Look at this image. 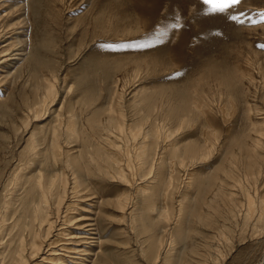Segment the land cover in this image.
<instances>
[{"label":"rangeland","instance_id":"1","mask_svg":"<svg viewBox=\"0 0 264 264\" xmlns=\"http://www.w3.org/2000/svg\"><path fill=\"white\" fill-rule=\"evenodd\" d=\"M209 7L203 0H0V214L14 176L27 174L35 179L39 172L48 177L63 172V162L51 146L55 139L65 153L82 152L88 170L83 177L91 174L87 178L91 195L77 201L80 211L71 215L77 217L75 224L82 223L76 232L88 234L81 238H87L86 245L76 246L89 249V254H71L56 264H264V218L247 225L242 212L232 218L223 203L218 204L225 207L222 211L218 207L219 218L206 206L214 194V179L224 180L223 173L230 167L227 152H238L236 145L230 151L220 147L226 135L220 107H236L234 130L242 132L247 148L261 127L264 0H238L223 12H211ZM50 88L52 99L47 98ZM41 104L45 105L41 116L35 117L33 110ZM97 109L100 112L95 114ZM71 115L78 135L69 139L66 126ZM110 117L118 123L124 120L125 126L140 122L144 130L155 125L159 133L167 128L172 132L167 140L157 142L152 173L139 172L150 182L162 155V178L156 181L162 187L156 199H145L137 191L139 176L132 177L124 159L120 167L125 181L116 169L103 177L94 170L99 164L87 162L89 151L118 152L108 143L122 149L133 146L124 137L127 132L113 128ZM207 124L216 133L211 143L215 149L207 162H197L199 152L207 154L211 148L204 141L205 131L211 129ZM32 135L34 151L28 143ZM260 143L257 151L264 157V138ZM93 156L102 160L98 153ZM235 163L232 175H239L249 189L242 179V163L237 158ZM193 169L207 176L200 197L193 185L186 186ZM22 182L24 187L29 185ZM263 186L264 182L261 191ZM239 193L235 202L243 199ZM121 194L126 198L123 210L116 202ZM181 202L191 211L182 212L178 219ZM177 220L183 221L180 238ZM6 241L7 236L0 241V264L9 263Z\"/></svg>","mask_w":264,"mask_h":264},{"label":"bare ground","instance_id":"2","mask_svg":"<svg viewBox=\"0 0 264 264\" xmlns=\"http://www.w3.org/2000/svg\"><path fill=\"white\" fill-rule=\"evenodd\" d=\"M53 95H54L53 90L51 88L48 89L47 98L49 97V99H52ZM184 105L186 106V104H184ZM228 105L224 104L222 107H220L221 109H219L220 110L219 111L220 112V118H222V120H223L222 122L226 126L225 127L226 135H225V138L223 140L224 142H223L222 146H220V145L219 146L223 147L222 149H225L228 151V149L230 148L231 145H236V146H238L237 147L238 152L236 153V155L233 154V152H227L229 154L228 163L230 164L231 168L229 167V169H227L226 171L224 170L225 172L222 171V172H224L223 173L224 176H226L225 178H226L227 183L224 182L225 178H224V180L214 179V185H216V187L214 189V194L212 195V198L208 201L209 203H207L208 205H206V206L209 207V209L211 208V210L213 209V211H214L213 215L214 214L216 215L217 210L220 208V211H222L221 208L224 207V206L219 207L218 204L223 203L221 205L225 204V206L228 207V211H227V209H225V211H227V213L229 212L228 214L232 218L235 217L236 213H238L240 211V212H242L243 219H245V222L248 223L247 225H249V222L253 221L254 219H256L257 223H258L260 220L263 221L262 218H264V191H261V189L259 188L260 184H262L264 182V157L259 155V153L257 151V149L262 148L260 142H261V139L264 138V115H261L262 116L260 119L261 127L259 129L255 130V127H257V126H255V124H253V129L257 133V135H256L257 139L252 140L251 147L247 148V147L243 146V144H242V137H243L242 132L238 131V129L234 130L235 123L237 120V117L234 115L237 112V111L235 112L236 107H234L233 105H230V106H228ZM44 106H45L44 104H41L40 106H37L33 110L35 117H38L40 115V113L42 111L41 109H43ZM193 108H196V110H197V108H200V107H199V105H196L195 107L193 106ZM111 109L109 110V113H112ZM140 111H142V110H140ZM191 111H193L192 108H191ZM95 112H96L95 114H97V112H100V110L97 109V110H95ZM113 112H114V110H113ZM188 115H190V114H188ZM193 115H191V116L193 117ZM72 116L73 115L68 117L69 120H68V124L66 126V137L69 139H72L73 136L75 137V135H78L77 134V128H75L76 124L74 123L75 118H74V116L73 117ZM120 117H123V115H121ZM176 117L177 116L175 115V118ZM192 117H190V118H192ZM202 117H203V115H202ZM149 118H150V116H149ZM146 119H147V117H146ZM146 119H144V120H146ZM186 119H189V118H186ZM177 120L178 119H176V121ZM193 120L196 121V119H193ZM193 120H191V121L193 122ZM109 121L112 122L114 120L112 119V117H110ZM124 122H125L124 120H122L121 123L114 121L113 128L121 134L127 132V135L124 136L125 139L132 141L134 143L133 146L131 147V149L129 148L128 145L124 149H122V148L118 147L116 144L108 143L109 147H111V146L117 147L118 152L117 153H111V152H108L106 150L104 151V150H99V149H97L96 151H93V152L89 151V153H87V155H86L87 162H89L90 164H93L94 166H95V164H97V165L99 164L98 167H100V168H96L94 170L95 171L97 170V172L100 174V176L103 175V177H104V175H106V176L111 175L112 168H114L117 171L118 177L122 181H125L126 176H125L124 170L120 167V164L122 163V161L124 159L125 165H126V166L125 165L124 166L126 167L127 170L131 171L132 177H134L136 175L139 176L138 180L140 182L138 184L137 191L140 192L145 197V199H149V196L151 197L150 198L151 200L156 199L158 196L157 194H158L160 188L162 187V183L159 186L156 185V181L158 179L162 178V170H163L162 166L164 164L163 162H162L163 164H161L162 155L160 156V158L158 156V158H159L158 159V163H159L158 168H157L156 173L154 174V177L151 178L150 182H148V180H143L144 175H139V172L140 171L142 172L143 170L144 171L147 170L146 172H148V175L152 173V171L154 170V165L156 164L155 161L157 160V156L154 154L155 149L158 145L157 142H158L159 138L167 140L172 135V132L167 128V130H165V131L163 130L162 132L159 133V129L155 125H153L151 127L149 126L147 130H144V128H142V124L140 122L135 123V124L132 123L128 126L126 125L127 128H125L126 126H125ZM187 123L189 124V122H187ZM196 124H197V122H196ZM178 125H177V129L181 130V127L183 128L182 125H184L183 121L180 122V124H178ZM194 125H195V123H194ZM197 125H199V124H197ZM209 126L207 124V127H209ZM196 127H198V126H196ZM186 128L189 129L188 126H184V129H186ZM203 128H204V126L202 127V129ZM210 128L211 129L207 128L208 130H206V127H205V130H206L205 132L207 133V135L206 134L204 135V141H205V143L208 142V144L211 148L207 149V154L206 153L200 154L201 151L200 152L198 151L199 152L198 158H196L197 156L196 157L194 156V158H193V160L196 158L197 162H207V160L209 158H211V156H212L211 149L214 148L215 143H213L214 145L211 143L214 142V141H212V140H214V138L216 140V137H215L216 133L212 130L211 126H210ZM187 131H189V130H187ZM53 132H54V135L56 138V136H58L57 131H53ZM105 132H106V130H105ZM86 137L89 140V137L88 136H86ZM90 137L92 138V136H90ZM107 137H109V136H107ZM52 138H54V137H52ZM30 141L28 142L30 144L32 143V146L30 147V149L34 151V149L37 147H35L36 146L35 145V138L33 135L30 136ZM185 141H186V139H185ZM195 141H193V143ZM177 142H179L178 139L176 140L175 143H177ZM215 142H218V141H215ZM193 143H192V145H193ZM51 144H52V142H51ZM198 145H200V144H198ZM216 145H217V143H216ZM51 146L54 149L53 150L54 152L52 151L54 153V155L57 156V158H59V160L60 159L62 160V161L60 160L61 163L63 162V167H64L63 172L59 173V172H57L59 170H57L56 171L57 174L52 173L53 176H51L50 175L51 172H49V176H51V177H48L47 176L48 174L45 176L46 173L43 174L44 172L43 173L39 172V176L35 179H34V176H32V175L28 176L27 174L26 175L18 174L16 176H14L15 178L13 179L14 183H13L12 192L9 195V198L4 203L3 212L0 214V241L5 236H7V241L4 243L5 244L4 246H5V248H8L7 249L8 250L7 257H9V263H7L6 259H5V261H3V262H6L5 264H28V262L33 261V260L38 259V258H41V259L39 261H34V263L32 262L30 264H56L58 262H60V263L63 262L65 257L68 255H71V254L76 255V256H79L80 254H84L83 256H88V254H89V251H90L89 249H83V250L81 249L80 250V249H78V246H76L79 243H84V245H86L85 242H86L87 238L84 236H83V240L81 238H82V235H88V234L84 233V232H76V231L81 230L80 228H78V226H81L82 223L79 222L78 224H75L77 222H74V221H76L77 217L71 216V215L72 214H78V212L80 211L77 201H80L81 199H84L85 197H88L89 195H91L90 194L91 190L89 189L90 183L87 179L88 177L91 176V174H90L91 172H89L90 176L85 178L86 175H88L87 174L88 170H86L87 172L85 171L87 166H84V165H86L84 163L85 161L81 160L80 154L82 152L80 153V151H79V152H75L72 154L70 151H68L65 153L64 152L65 150L63 151L58 140H56V139H55V142L53 143V145H51ZM182 146H183V144H182ZM194 146H195V144H194ZM171 147H172V145H171ZM174 147L175 146L173 145L172 148H174ZM180 147H181V144H180ZM30 149H29V151H30ZM177 149L180 150L181 148L180 149L177 148ZM195 149H196V147L194 148V150ZM214 149H213V151H214ZM219 151L221 152L222 150H219ZM229 151H230V149H229ZM180 152H182V150ZM180 152L178 154H180ZM31 153H33V152H31ZM94 153H98V155L102 158V160H99L98 158L94 157L93 156ZM195 155H197V153ZM33 156H34V154H33ZM36 156L37 155H35V157ZM37 157H39V155ZM175 157H177L176 154H175ZM183 157H181V158H183ZM179 158H178V160H179ZM236 158H237L238 162L242 163L241 164V170H242L241 174L243 176L242 179H244V181H245L244 183H246V185L248 187H250L249 189L245 188L242 185L241 178L238 177L239 175L237 176L234 173L237 178H235V176L232 175L233 174L232 170H234V169L232 168L233 166H231V165L233 164V165H235V168L237 167V165L235 163ZM233 159H234V161H232ZM56 162H57V160H56ZM97 165L95 167H97ZM24 168H26V167H24ZM25 170H27V168ZM235 170L237 171V169H235ZM53 172H55V171H53ZM83 176H85V177H83ZM188 177H189V180H188V183L186 184L187 188L191 189V188H193L192 187V185H193L194 191H196L197 196H199V197L202 196L201 193H203L205 190V186H206L205 184L207 183V176L200 175L197 171H195L193 169L190 172ZM136 178H137V176H136ZM228 179H233L234 182L232 181L231 183H229V181H231V180H228ZM22 181L28 182L27 184H29V185L27 187H24L23 185H25V183H23ZM259 181H260V183L258 185ZM164 182L165 181L163 179V187H164ZM230 186H231V188H230ZM228 188H230L231 191ZM226 189L229 190V192ZM263 189H264V186H263ZM232 190H234V191H232ZM20 191H22V192H20ZM237 191L241 192V194L240 193L239 194L242 196L243 199L239 198L238 202L237 201L235 202L236 199L234 200V198H235L234 196H236L235 193ZM18 193H19V195H17ZM68 197L71 199L70 201H68V199H69ZM125 200H126L125 194L124 195L121 194V196L116 201L119 210L124 209ZM153 208H154V205L150 208V210L151 209L153 210ZM188 209L191 211V208H190V206H188V204L182 205V202H181V208L179 211L178 219L181 216V213L182 212L185 213ZM239 209H241V210H239ZM193 211L194 210H192V212ZM225 213H223V214L225 215ZM17 214H19V216H16ZM195 214H196V212H195ZM223 214H222V216H223ZM205 215L208 216L206 213H205ZM216 216L218 217V215H216ZM78 217H80V216L78 215ZM220 217H221V215H220ZM224 217H222V218H224ZM228 218L229 217H227V219ZM200 219H202V218H200ZM208 220H211V218H209ZM179 221L177 220L176 221L177 223L175 225H176V234L180 238V236H181L180 234L182 233L181 228L183 226V221L182 220H179ZM203 221H205V220L203 219ZM222 221H223V219H222ZM222 221H221V223H222ZM210 222L213 223L212 221H210ZM206 223L208 225H210V223H208V221H206ZM206 223H204V225H206ZM74 226H77V227L74 228ZM260 226H261V224H260ZM65 228H71V229L75 230V232H72V231L69 232V230L65 229ZM217 233H218V230H217ZM53 234H55V235L53 236ZM80 245H82V244H80ZM153 246H155V244H153ZM45 249H46V251H45ZM43 251H45L46 253L43 254ZM59 251H61L64 254L59 255L58 254ZM47 253H49V254L47 255ZM40 255H44V256H40ZM45 255H47V256H45ZM73 259L77 260V258H73ZM165 260H166V258H165ZM168 261H170V259Z\"/></svg>","mask_w":264,"mask_h":264},{"label":"snow or ice","instance_id":"3","mask_svg":"<svg viewBox=\"0 0 264 264\" xmlns=\"http://www.w3.org/2000/svg\"><path fill=\"white\" fill-rule=\"evenodd\" d=\"M238 0H203V3L210 5L209 11L211 12H223L228 7L229 3H237ZM176 27V25H173ZM139 47H146L147 45H138Z\"/></svg>","mask_w":264,"mask_h":264}]
</instances>
